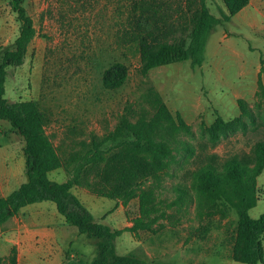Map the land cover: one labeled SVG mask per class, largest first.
<instances>
[{
	"label": "rangeland",
	"instance_id": "1",
	"mask_svg": "<svg viewBox=\"0 0 264 264\" xmlns=\"http://www.w3.org/2000/svg\"><path fill=\"white\" fill-rule=\"evenodd\" d=\"M24 4L36 34L24 62L9 66L5 95L11 101L35 100L45 112L47 133L64 161L49 177L68 179L85 163V153L99 143L97 163L88 162L87 170L79 173L81 183L72 190L99 221L117 228L132 225L139 213L138 198L125 203L100 192L109 185L105 159L120 161L128 148L133 136L123 125L125 118L135 122L158 113L156 91L173 117L165 131L186 140L200 154L187 157L178 145L158 197L173 199V187L180 185L196 198L180 209L168 208L152 230L136 235L124 231L115 240L116 250L147 264L235 263L237 211L220 202L199 203L193 173L206 153L221 157L247 153L264 139V98L259 93L260 73L264 83V0H250L212 30L202 64L182 60L148 71L131 40L133 31H138L137 21L151 23L160 38L188 41L191 12L186 0H25ZM207 5L219 17L227 11L223 0H207ZM19 28L9 0H0V46L11 44ZM114 62L127 65V79L118 88H106L103 74ZM241 101L253 117L243 114ZM177 112L192 134L178 124ZM218 117L226 122L241 118L246 125L211 142L209 129ZM24 145L23 136L0 118V195L27 180ZM257 191L259 200L250 209L253 217L264 212V168L257 177ZM97 242L69 224L53 201L36 202L0 223V264L13 249L17 264H45L46 258L52 264H93Z\"/></svg>",
	"mask_w": 264,
	"mask_h": 264
},
{
	"label": "trees",
	"instance_id": "2",
	"mask_svg": "<svg viewBox=\"0 0 264 264\" xmlns=\"http://www.w3.org/2000/svg\"><path fill=\"white\" fill-rule=\"evenodd\" d=\"M223 1L227 11L219 17L210 11L207 0H186L191 12L188 41L183 38H160L151 23L142 24L138 20V31H133L131 40L137 44L143 70L148 71L182 60H190L192 65L202 64L212 30L219 24L223 25L250 2ZM9 2L17 14L20 28L11 44L0 46V118L9 121L12 128L24 138L27 180L7 195L0 196V223L18 214L26 205L53 201L58 212L69 224L76 226L80 233L98 239V256L93 264H147L144 259L134 254L118 253L115 240L126 230L135 235L139 230H152L153 225L166 216L168 208L176 206L180 209L187 200L196 198V195L180 185L173 187L176 196L171 200L160 199L157 190L162 184V176L168 174L169 163L175 158V150L180 148L178 145L187 152V157H200V154L186 140L165 131L166 123L173 117L159 93L154 91L158 113L149 118L141 117L135 122L124 119L123 125L131 130L133 137L127 141L128 148L124 156L119 157L120 161L115 159L117 157L105 159L104 170L109 174V185L100 191L108 197L121 198L125 203L137 197L139 213L133 218V224L125 228L112 227L99 221L72 190L74 185L81 183L79 173L87 170L88 162L97 163L99 143L85 153V163L68 179L58 181L50 178L49 172L63 167L64 161L47 133L45 112L35 100L11 101L5 95L9 66L24 62L28 47L36 34L33 18L24 4L25 0ZM261 62L263 65L264 57ZM127 75V65L114 62L104 71L103 84L106 88H118L124 84ZM259 86V93L264 98L261 73ZM240 106L243 114L253 117L251 109L245 103L241 101ZM176 121L186 132L193 133L179 112L176 114ZM242 125L245 126L246 121L241 118L236 122H226L218 117L209 129L208 139L217 142L222 135H227ZM100 158L104 159L103 156ZM263 168L264 139H260L247 153H234L227 157H221L216 152L204 154L201 165L193 173L199 203L206 201L212 206L220 202L234 207L237 211L233 264H264V212L258 217L250 214V209L259 200L257 177ZM1 264H17L14 249Z\"/></svg>",
	"mask_w": 264,
	"mask_h": 264
},
{
	"label": "crops",
	"instance_id": "3",
	"mask_svg": "<svg viewBox=\"0 0 264 264\" xmlns=\"http://www.w3.org/2000/svg\"><path fill=\"white\" fill-rule=\"evenodd\" d=\"M3 195H7V194H3ZM0 196H2V195H0ZM17 215V214H16ZM15 215V216H16ZM15 216H13V217H15ZM44 262H45V264H52V263H50L51 261H49V259H44Z\"/></svg>",
	"mask_w": 264,
	"mask_h": 264
}]
</instances>
